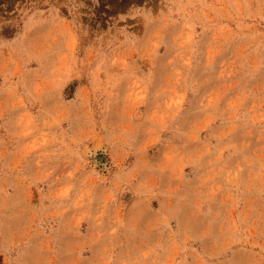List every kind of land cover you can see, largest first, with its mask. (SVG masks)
Masks as SVG:
<instances>
[{
    "label": "rangeland",
    "instance_id": "obj_1",
    "mask_svg": "<svg viewBox=\"0 0 264 264\" xmlns=\"http://www.w3.org/2000/svg\"><path fill=\"white\" fill-rule=\"evenodd\" d=\"M0 264H264V0H0Z\"/></svg>",
    "mask_w": 264,
    "mask_h": 264
},
{
    "label": "bare ground",
    "instance_id": "obj_2",
    "mask_svg": "<svg viewBox=\"0 0 264 264\" xmlns=\"http://www.w3.org/2000/svg\"><path fill=\"white\" fill-rule=\"evenodd\" d=\"M93 150H94V149H93ZM93 156H94V158H92V159L98 160L97 155H94V154H93ZM100 156H102V155H100ZM101 160H103L102 157H101ZM101 160H100V161H101ZM98 161H99V160H98Z\"/></svg>",
    "mask_w": 264,
    "mask_h": 264
}]
</instances>
